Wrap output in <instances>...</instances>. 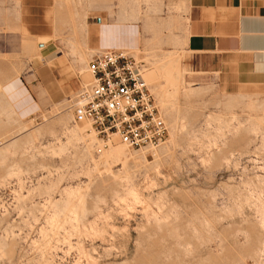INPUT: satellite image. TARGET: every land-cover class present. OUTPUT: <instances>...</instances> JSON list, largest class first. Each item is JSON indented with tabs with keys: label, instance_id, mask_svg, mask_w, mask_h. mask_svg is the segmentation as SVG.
<instances>
[{
	"label": "rangeland",
	"instance_id": "374dc122",
	"mask_svg": "<svg viewBox=\"0 0 264 264\" xmlns=\"http://www.w3.org/2000/svg\"><path fill=\"white\" fill-rule=\"evenodd\" d=\"M185 21L165 0H0V264H264V90L198 68ZM105 49L144 64L160 146L98 150L73 120Z\"/></svg>",
	"mask_w": 264,
	"mask_h": 264
},
{
	"label": "built area",
	"instance_id": "2783aa9c",
	"mask_svg": "<svg viewBox=\"0 0 264 264\" xmlns=\"http://www.w3.org/2000/svg\"><path fill=\"white\" fill-rule=\"evenodd\" d=\"M144 64L126 52L105 49L86 64L89 82L76 93L73 120L100 138L98 150L116 138L128 150L156 148L168 136L163 112L145 78Z\"/></svg>",
	"mask_w": 264,
	"mask_h": 264
},
{
	"label": "crops",
	"instance_id": "0c3cea01",
	"mask_svg": "<svg viewBox=\"0 0 264 264\" xmlns=\"http://www.w3.org/2000/svg\"><path fill=\"white\" fill-rule=\"evenodd\" d=\"M165 1L177 3L186 19L184 49L198 68L218 73L232 90H264V0Z\"/></svg>",
	"mask_w": 264,
	"mask_h": 264
},
{
	"label": "bare ground",
	"instance_id": "6f19581e",
	"mask_svg": "<svg viewBox=\"0 0 264 264\" xmlns=\"http://www.w3.org/2000/svg\"><path fill=\"white\" fill-rule=\"evenodd\" d=\"M88 76L90 77L89 73L87 72ZM81 85V84H80Z\"/></svg>",
	"mask_w": 264,
	"mask_h": 264
}]
</instances>
